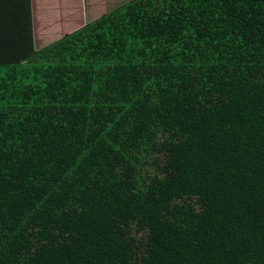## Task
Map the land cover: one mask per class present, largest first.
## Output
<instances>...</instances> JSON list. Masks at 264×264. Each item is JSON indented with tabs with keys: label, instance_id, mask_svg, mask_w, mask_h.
Returning a JSON list of instances; mask_svg holds the SVG:
<instances>
[{
	"label": "trees",
	"instance_id": "16d2710c",
	"mask_svg": "<svg viewBox=\"0 0 264 264\" xmlns=\"http://www.w3.org/2000/svg\"><path fill=\"white\" fill-rule=\"evenodd\" d=\"M108 6L0 0V264H264V0Z\"/></svg>",
	"mask_w": 264,
	"mask_h": 264
},
{
	"label": "rangeland",
	"instance_id": "374dc122",
	"mask_svg": "<svg viewBox=\"0 0 264 264\" xmlns=\"http://www.w3.org/2000/svg\"><path fill=\"white\" fill-rule=\"evenodd\" d=\"M53 1L54 0H32V3H33V7L34 5L38 7H42V6H46V4L49 2L51 4ZM96 1L97 0H84L83 2V0H79L81 5L80 7L78 0H76L75 2L67 4L64 9L63 5L65 3V0H59L58 6L56 7V10L58 12L55 16L56 24H52L53 19H50V21L42 23V26H44L43 30H40L36 24H38L39 22L38 20L41 17L40 13H44L45 15H47V11L39 10L37 8L36 17H34L33 27H34L35 35L37 31L40 30L42 31V36L41 38L34 39L35 48H38L40 44L47 43L50 39L58 38L59 36H61V34L68 32L69 29L79 27L83 23L102 14L103 3H99ZM75 6H78L76 11L69 10V12L67 13V8H72ZM95 6H99V9H95ZM21 7L23 6L21 5Z\"/></svg>",
	"mask_w": 264,
	"mask_h": 264
},
{
	"label": "crops",
	"instance_id": "0c3cea01",
	"mask_svg": "<svg viewBox=\"0 0 264 264\" xmlns=\"http://www.w3.org/2000/svg\"><path fill=\"white\" fill-rule=\"evenodd\" d=\"M76 0H65V3H64V5H63V8L65 9V7H66V3H72V2H75ZM110 0H97L96 2H99V3H103V9H102V12L103 11H105V10H107V8L110 6H108V2H109ZM113 1H115V0H113ZM58 2H59V0H54L51 4H50V2L49 3H47L46 4V6H42V7H38V6H36V5H34V17H36V10H37V8L39 9V10H45V11H47V15L48 14H50L52 11H54L55 12V14H54V16L51 18V19H53V22H52V24H56L55 23V20H56V18H55V16H56V14L58 13L57 12V10H56V7L58 6ZM83 2H84V0H83ZM78 3H79V5H80V2H79V0H78ZM78 5V6H79ZM78 6H75V7H72V8H67V13L69 12V10H72V11H76L77 10V8H78ZM80 7H81V5H80ZM101 8V7H100ZM95 9H99V6H95ZM46 15V16H47ZM45 23V22H44ZM38 25V27H39V29L40 30H43V28H44V26H42V24L41 25H39V24H37ZM76 28H78V27H75V28H72V29H69V31L68 32H70V31H72V30H74V29H76ZM40 30H38L37 31V33H36V38H41V36H42V31H40ZM67 33V32H66ZM65 34V33H64ZM63 34H61V36H62ZM39 36V37H38ZM61 36H59V37H61ZM58 37V38H59ZM55 39H57V38H55ZM55 39H50L47 43H44V44H40V46H38V48H40V47H42V46H44V45H46V44H48L49 42H51V41H53V40H55ZM41 40V39H40ZM41 42V41H40Z\"/></svg>",
	"mask_w": 264,
	"mask_h": 264
}]
</instances>
